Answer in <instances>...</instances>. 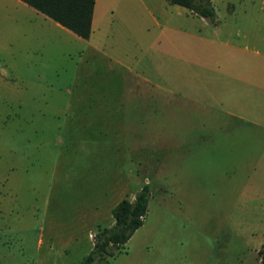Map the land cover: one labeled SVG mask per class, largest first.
Listing matches in <instances>:
<instances>
[{"label":"crops","instance_id":"crops-1","mask_svg":"<svg viewBox=\"0 0 264 264\" xmlns=\"http://www.w3.org/2000/svg\"><path fill=\"white\" fill-rule=\"evenodd\" d=\"M13 1L27 5L21 0ZM211 2L215 7V0ZM32 9L27 11L33 14L27 23L17 22L4 35L7 46L3 49H7L10 65L18 66L20 61L28 59L31 64L39 60L48 66L60 59L74 63L64 69L69 72L71 80L68 86L48 93L50 97L53 94L58 98L63 96L65 100L59 105L55 104L58 98L55 103L46 100L40 111H51L56 117L64 115L66 118L68 128H65V134L73 148L57 157L61 161L55 163L53 173H70L75 177L77 190H83L87 195L85 204L80 206H87L86 216L93 221L103 218L112 223V208L123 198H132L140 188L134 186L138 182L141 168L138 164L142 161L144 147L141 136L138 137L140 124L132 122L128 133L129 113H169V119L176 127V113L180 114L181 125L190 111V93L175 87L176 78L170 71L167 53L162 51L161 68L159 65L151 67L153 62H144V68L154 70L157 75L149 77L133 71L146 51L158 47L161 42L168 41L173 45V37L181 36L195 43L201 66V76H198L200 103L205 110L226 112L237 117L242 126L249 124L264 128V122L239 115L241 112H264V0L257 8L243 9V12L248 9L252 12V15L247 12L248 20L243 25L236 24L232 18L235 9L229 4L227 13L231 22L225 32L217 22L213 24L209 19L167 0H95L91 34L87 39ZM145 19L154 26L151 27ZM146 47L149 49L143 53ZM165 47L169 45L165 43ZM241 57L246 59V76L234 72V65ZM181 62L188 63L185 57ZM179 69L178 74H184V70ZM41 77V73L35 72L33 77L26 76V79L35 81ZM129 80L133 81L131 87H128ZM143 82L147 84L146 88ZM241 83L247 86V90L238 96L239 100L234 99V89ZM228 90L225 98L222 91ZM140 120L137 117V121ZM152 141L155 142L151 151L158 157L153 163L154 173L161 174L167 167L170 193L182 194L160 203L161 215L157 217L161 223L157 228L142 232L147 226L145 220L120 248L115 256H126L125 264H149L159 255L167 258L161 262L157 259L154 264H167L173 253L166 256V243H161L165 238L162 232L165 223H174L176 232L181 233L178 240H182L186 228L184 220L196 223L190 218V209L205 206V190L197 188V182L190 178L186 168L183 172L172 168L176 167L174 161L186 163L181 157L190 150L191 140L183 136L169 138V135L160 133ZM239 224L238 220L225 217L215 223L216 234L226 240V246L224 241L214 253L219 258L216 264H227L225 255L234 252L237 254L236 264H260L258 251L264 244L258 242L251 248L247 237L253 229L245 226L242 230ZM100 227L103 226L97 225ZM234 241L236 247L229 248ZM238 242L251 257L239 253ZM210 244L212 247L214 240H210ZM211 252L210 248L208 253Z\"/></svg>","mask_w":264,"mask_h":264},{"label":"rangeland","instance_id":"rangeland-1","mask_svg":"<svg viewBox=\"0 0 264 264\" xmlns=\"http://www.w3.org/2000/svg\"><path fill=\"white\" fill-rule=\"evenodd\" d=\"M262 2L215 0L216 18L212 23L220 24L225 32L231 22L228 5L232 4L235 9L232 18L237 25H243L248 20L247 12L252 15L251 10L243 12V9L257 8ZM29 9L32 8L13 0H0V264H80L92 249L97 225L110 226L111 222L103 218L95 222L86 216L87 206L80 205L85 204L87 195L83 190H77L75 177L70 173H53L55 163L61 161L57 157L70 152L73 145L68 143L65 134L68 128L65 116L56 117L51 111L44 113L40 109L46 100L55 103L58 98L54 94L48 96L50 91L68 86L71 80L69 72L64 69L74 63L68 59H60L49 66L39 60L31 64L30 59L20 61L18 66L8 63L7 49H3L7 43L3 37L17 22H28L33 16L27 12ZM156 16L162 19V16ZM145 21L154 26L147 19ZM173 42V45L168 41L161 42L153 49L146 47L143 53L149 50L143 60L133 68L135 72L155 76L154 70L144 68V62H153L151 67L159 65L161 68L160 56L162 51L167 53L170 71L176 78L175 87L188 91L192 99L183 124L180 125L181 117L176 113V127L172 125L169 113H129L128 133L132 122L140 124L138 137L141 136L144 147L142 161L137 162L141 168L134 188L147 182L151 189L145 219L147 226L142 232H151L161 223L157 216L161 215L163 200L182 194L170 193L167 167L161 174L154 173L153 163L158 157L151 151L155 142L152 139L160 133L169 135V138H189L192 142L188 145L190 150L181 157L186 163L174 161L176 167L172 168L181 172L186 168L190 178L197 182V188L205 190V206L190 209V218L196 223L184 220L186 228L182 240H178L181 233L176 232V225L165 223L162 229L165 238L161 243H166V256L173 253L167 264H202L205 261L216 264L219 258L214 253L224 241L226 246V240L216 234L215 223L221 217L238 220L242 230L245 226L253 229L247 237L251 248L258 242L264 244V128L249 124L242 126L237 117L226 112L205 110L199 96L201 66L198 49L194 48L195 43L181 36H174ZM165 43L169 47H165ZM184 57L188 63L181 62ZM179 68L184 74H178ZM35 72L41 73L42 79H26V76L33 77ZM234 72L247 75L245 58L236 61ZM132 85L133 81L129 80L128 87ZM143 87H147L145 82ZM246 90L247 86L241 83L234 89V99L239 100L238 96ZM229 92L222 91L225 98ZM63 100L65 97L61 96L55 104L59 105ZM241 114L264 122L263 110ZM137 117L141 120L137 121ZM178 155L180 152L176 157ZM166 208L171 210L168 206ZM210 240H214L212 247ZM235 243L229 248H235ZM210 248L212 252L209 254ZM238 250L245 257L252 256L241 246ZM165 258V255L155 256L149 264ZM125 260L126 256L120 254L107 257L99 264H125ZM225 261L236 264L237 254L225 255Z\"/></svg>","mask_w":264,"mask_h":264},{"label":"trees","instance_id":"trees-1","mask_svg":"<svg viewBox=\"0 0 264 264\" xmlns=\"http://www.w3.org/2000/svg\"><path fill=\"white\" fill-rule=\"evenodd\" d=\"M61 24L81 38L91 34L95 0H21ZM189 9L193 14L214 21L216 11L211 0H167ZM151 197L147 182L135 191L132 198H123L112 208L110 226L97 228L90 252L80 264H99L117 254L120 248L143 225ZM260 264H264V245L259 249Z\"/></svg>","mask_w":264,"mask_h":264}]
</instances>
